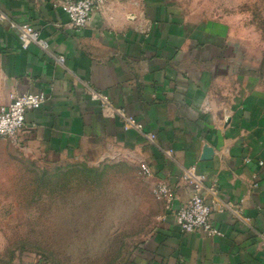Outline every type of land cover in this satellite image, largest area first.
I'll list each match as a JSON object with an SVG mask.
<instances>
[{
  "label": "crops",
  "instance_id": "1",
  "mask_svg": "<svg viewBox=\"0 0 264 264\" xmlns=\"http://www.w3.org/2000/svg\"><path fill=\"white\" fill-rule=\"evenodd\" d=\"M65 2L0 0V107L12 94L47 95L16 138L0 139V162L145 161L150 182L175 195L122 264H264V0H108L80 31ZM12 23L38 30L48 50L23 51ZM119 110L156 143L126 129ZM191 167L206 177L222 237L183 235L175 223L192 196L182 180ZM21 248L0 221V264Z\"/></svg>",
  "mask_w": 264,
  "mask_h": 264
},
{
  "label": "rangeland",
  "instance_id": "2",
  "mask_svg": "<svg viewBox=\"0 0 264 264\" xmlns=\"http://www.w3.org/2000/svg\"><path fill=\"white\" fill-rule=\"evenodd\" d=\"M150 179L128 160L57 169L2 160L0 221L22 247L14 264H122L165 213Z\"/></svg>",
  "mask_w": 264,
  "mask_h": 264
},
{
  "label": "built area",
  "instance_id": "3",
  "mask_svg": "<svg viewBox=\"0 0 264 264\" xmlns=\"http://www.w3.org/2000/svg\"><path fill=\"white\" fill-rule=\"evenodd\" d=\"M108 0H66L64 10L70 20V25L75 31L84 29L91 21L94 12L103 7ZM12 28L18 30V40L23 51H27L35 45L48 50V43L45 41L38 30L31 25L25 24L17 26L11 24ZM59 61L63 62L64 58L60 57ZM90 99L94 102L101 103L102 106L109 104L108 98L102 93L91 92ZM47 101L45 92L12 94L9 97V103L0 107V139L10 140L25 129L26 114L28 111L40 110ZM119 116L125 123V128H135L138 132L143 133L147 141L154 145L156 135L145 133L142 125L138 124L133 118L128 117L123 110L118 111ZM263 165V163H261ZM140 172L146 178H152L154 172L150 165L145 162H139ZM182 180L189 183L192 187L191 198L175 211V223L181 234L204 233L210 236L222 237L223 233L214 227L211 223V215L214 211V205L209 203L203 194L206 177L199 175L195 167L187 169ZM256 187V184H254ZM214 195L217 193L215 185L210 189ZM173 188L164 181L156 185L155 196L157 200L167 203V207L174 199Z\"/></svg>",
  "mask_w": 264,
  "mask_h": 264
}]
</instances>
